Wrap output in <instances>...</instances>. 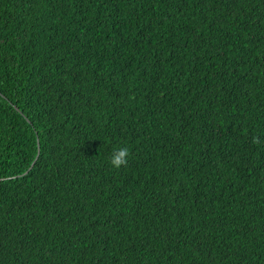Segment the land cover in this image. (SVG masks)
Instances as JSON below:
<instances>
[{
  "label": "trees",
  "instance_id": "1",
  "mask_svg": "<svg viewBox=\"0 0 264 264\" xmlns=\"http://www.w3.org/2000/svg\"><path fill=\"white\" fill-rule=\"evenodd\" d=\"M0 264H264V0H0Z\"/></svg>",
  "mask_w": 264,
  "mask_h": 264
},
{
  "label": "clouds",
  "instance_id": "2",
  "mask_svg": "<svg viewBox=\"0 0 264 264\" xmlns=\"http://www.w3.org/2000/svg\"><path fill=\"white\" fill-rule=\"evenodd\" d=\"M260 138L259 137H253V143L260 144ZM130 156V150L127 146L118 147L113 149L110 158L109 163L114 168H121L122 166L127 165L128 158Z\"/></svg>",
  "mask_w": 264,
  "mask_h": 264
},
{
  "label": "water",
  "instance_id": "3",
  "mask_svg": "<svg viewBox=\"0 0 264 264\" xmlns=\"http://www.w3.org/2000/svg\"><path fill=\"white\" fill-rule=\"evenodd\" d=\"M35 161L33 162L32 166L34 165Z\"/></svg>",
  "mask_w": 264,
  "mask_h": 264
}]
</instances>
